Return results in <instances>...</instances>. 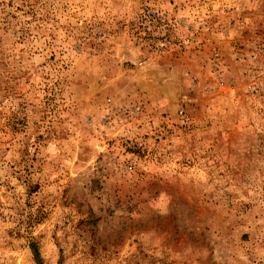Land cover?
Wrapping results in <instances>:
<instances>
[{"label": "rangeland", "instance_id": "obj_1", "mask_svg": "<svg viewBox=\"0 0 264 264\" xmlns=\"http://www.w3.org/2000/svg\"><path fill=\"white\" fill-rule=\"evenodd\" d=\"M0 264H264V0H0Z\"/></svg>", "mask_w": 264, "mask_h": 264}]
</instances>
